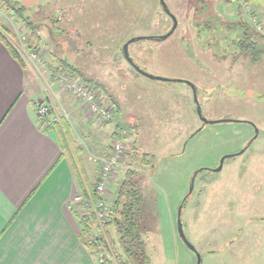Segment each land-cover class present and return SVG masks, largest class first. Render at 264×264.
<instances>
[{
    "label": "rangeland",
    "instance_id": "rangeland-1",
    "mask_svg": "<svg viewBox=\"0 0 264 264\" xmlns=\"http://www.w3.org/2000/svg\"><path fill=\"white\" fill-rule=\"evenodd\" d=\"M165 1L178 27L157 41L150 37H163L173 27L160 0H22L40 27L39 62L26 55L25 24L12 12L0 10V18L16 35L13 44L35 75L43 93L39 98L54 105L61 126L68 123L70 157L76 158L72 163L88 193L98 177L96 173L88 182L83 159L97 166V158L112 152L116 135L128 132L123 136L124 158L108 185L105 202L107 209L112 208L126 172L136 170L147 264H198V255L200 264H264V57L255 61L237 44L248 28L264 36V20L249 0L245 6L258 19L257 27L243 6L232 0ZM241 20L247 26L244 30ZM135 37L148 38L129 45L133 62L148 75L170 81L143 77L125 58L124 42ZM59 58L73 62L87 79L105 89L61 71L86 84L102 106L114 108L111 120L97 121L88 106L76 102L49 77L45 70L54 73ZM140 78L150 85L144 87ZM181 81L196 86L197 98ZM52 92L63 93L71 113L57 109L48 97ZM199 107L204 118L215 122L204 124ZM122 109H127V117L142 110L136 113L142 120L138 131L123 117L117 121ZM111 124L112 130L107 128ZM134 142L139 155L157 158L156 167L133 163ZM81 190L70 200L69 209L80 207L86 215L88 209L78 199H85ZM92 232V239L108 238L109 233L118 243L113 228L94 227Z\"/></svg>",
    "mask_w": 264,
    "mask_h": 264
},
{
    "label": "crops",
    "instance_id": "crops-1",
    "mask_svg": "<svg viewBox=\"0 0 264 264\" xmlns=\"http://www.w3.org/2000/svg\"><path fill=\"white\" fill-rule=\"evenodd\" d=\"M248 3L264 20V0ZM28 69L23 70L0 42V264H97L80 238L82 209H69L70 200L83 188L74 157L65 151L56 130L41 126L34 102L43 93ZM140 83L150 85L141 78ZM48 97L58 110L71 113L63 93ZM126 110L117 121L123 117L138 131L142 120L136 113L142 110L133 117H127ZM84 159L86 178L92 182L100 165Z\"/></svg>",
    "mask_w": 264,
    "mask_h": 264
},
{
    "label": "trees",
    "instance_id": "trees-1",
    "mask_svg": "<svg viewBox=\"0 0 264 264\" xmlns=\"http://www.w3.org/2000/svg\"><path fill=\"white\" fill-rule=\"evenodd\" d=\"M0 10L4 12H12L16 15L19 21L25 24L29 30V38L23 45H25L26 50L30 53L38 51V48L43 41L40 34V27L29 15V8L24 4V2H22V0H0ZM242 23L243 22L241 20L239 27L244 30L247 26L245 23ZM244 31L245 33L237 42V44L240 45L241 51L247 52L255 61L264 57V36L256 33L254 30H250L249 28ZM15 38L16 35L14 31L7 27L0 18V42L6 46L10 55L20 64L23 70H27L29 64L22 57L20 48L13 44V40ZM153 39L158 41L159 37L156 36L153 37ZM127 41H125L124 44ZM122 51L124 53L123 48ZM53 71L54 73L61 71L69 72L73 77L83 78V80L87 81V83L93 88L105 91L102 86L90 79H87L80 71V68L68 59L59 58ZM45 130L48 132L56 130L65 151L70 150L71 152V148L69 147L68 141L65 137V133L69 134V126L66 121H64V127L57 124L56 126L46 128ZM137 148V143L134 142L132 147L133 163L139 161L141 166L144 168L156 167L157 158L151 154L139 155ZM78 151H80L79 148ZM73 160L76 161V158H73ZM76 166L75 169L78 167ZM83 190L86 199L91 197L93 201L97 202L98 197L93 188L90 193L86 191L85 187H83ZM187 199L188 197L186 198L184 204ZM142 204L143 200L140 188V177L138 176L136 170L129 169L116 192V198L112 208L107 209L108 222L106 223L105 230L113 228L114 232L118 236V243L111 238L109 233L108 238L99 237L92 239L91 233L94 227H98V229L100 228L97 223V216L95 212H90L88 215H82L79 217L83 227L80 233V238L84 245L90 250L91 254L96 259L99 258L102 253L106 254L105 261L99 264H112L113 257L116 258L118 264H147L145 256V241L141 235L140 228Z\"/></svg>",
    "mask_w": 264,
    "mask_h": 264
},
{
    "label": "built area",
    "instance_id": "built-area-1",
    "mask_svg": "<svg viewBox=\"0 0 264 264\" xmlns=\"http://www.w3.org/2000/svg\"><path fill=\"white\" fill-rule=\"evenodd\" d=\"M232 1L237 2L243 6L244 10H246L245 14L252 21L253 25L256 26L258 19L249 14V8L245 6L246 0ZM260 29L261 28L259 27V30ZM26 55L30 61H41V59L38 57L37 51L32 53L26 52ZM45 72L49 74V77H53V80L57 84V86H60L64 88V90L70 92L71 96L74 97L76 102L88 106L91 115H93L94 117L96 116L97 121L105 122L111 120L112 117H114V108L102 106V104L97 101L96 93L92 91L81 80L76 78H69L66 73L62 72L52 73L49 71V69L45 70ZM34 109L38 116L39 122L44 129L54 127L57 124L61 126L62 118L58 115L57 111L54 108V105L51 102H48L45 99L38 98L34 102ZM125 134H128V132L123 131L116 135L113 143V149L110 154H108L104 158H97V163L100 164L99 175L94 187V191L98 197L97 202L93 201L91 197L88 199L78 197L81 202L84 201L83 204L88 209L86 215H88L90 212H95L97 216V223L101 230L105 229L106 223L108 222L105 199L108 192V185L111 183L114 175H116L117 171L119 170L121 162L124 158L126 143L124 142L125 137L123 136ZM105 258L106 256L102 253L100 255V263L104 262Z\"/></svg>",
    "mask_w": 264,
    "mask_h": 264
},
{
    "label": "water",
    "instance_id": "water-1",
    "mask_svg": "<svg viewBox=\"0 0 264 264\" xmlns=\"http://www.w3.org/2000/svg\"><path fill=\"white\" fill-rule=\"evenodd\" d=\"M160 2H161V5H162V8L165 9V11L167 12V14H168V15L170 16V18L172 19V21H173V27H172V29H171L166 35H164L163 37H159V40H161V39H167L169 36H171V35L175 32V30H176L177 27H178V21H177V18H176V17L173 15V13L170 11V9H169V7H168L166 1H165V0H160ZM147 38H148V37H138V38L135 37V38H131L130 40H128V41L125 43L124 47H123L125 58H126V59H127V60H128L133 66H134L135 70L138 71V72H139L140 74H142L143 76H145V77H147V78H149V79H152V80H157V81H159V80H160V81H170V79H162V78H157V77H155V76H150V75H148L147 73L143 72V71L141 70V68H140L137 64H135V63L133 62V60L131 59L130 54H129V51H128L129 45H130L131 43L135 42V41H139V40L147 39ZM150 38L153 39V37H150ZM181 82L183 83L184 81H181ZM184 83H187L188 85L191 86V88L194 90L195 97L197 98V90H196V86H195L194 84L190 83V82H184ZM198 114H199L200 118H202L204 124H212V123L215 122V121H211V120H208V119L204 118L203 115H202V110H201L200 107L198 108ZM224 160H225V158H223V159L221 160V164H220V167L218 168V170H221V169H222V166H223ZM190 248H191L193 251H195L194 246L190 245ZM198 260H199V261H198V264H200V263H201V257H200L199 255H198Z\"/></svg>",
    "mask_w": 264,
    "mask_h": 264
}]
</instances>
